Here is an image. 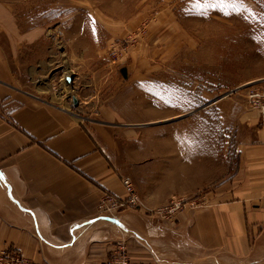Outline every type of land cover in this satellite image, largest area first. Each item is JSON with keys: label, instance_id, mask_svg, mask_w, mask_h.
I'll list each match as a JSON object with an SVG mask.
<instances>
[{"label": "crops", "instance_id": "0c3cea01", "mask_svg": "<svg viewBox=\"0 0 264 264\" xmlns=\"http://www.w3.org/2000/svg\"><path fill=\"white\" fill-rule=\"evenodd\" d=\"M19 38L0 6V253L16 249L34 264H264L263 114L239 98L220 101L234 121L226 118L234 155L197 198L196 176H127L115 126L21 90ZM123 177L142 206L100 212L104 192L125 197ZM180 196L197 205L157 213Z\"/></svg>", "mask_w": 264, "mask_h": 264}, {"label": "rangeland", "instance_id": "374dc122", "mask_svg": "<svg viewBox=\"0 0 264 264\" xmlns=\"http://www.w3.org/2000/svg\"><path fill=\"white\" fill-rule=\"evenodd\" d=\"M195 2L0 0V6L20 33L21 90L78 110L84 123L115 126L121 156L130 160L127 176H196L195 197L202 198L234 155V121L220 101H246L263 86L247 83L264 78V0H242L228 15L198 12Z\"/></svg>", "mask_w": 264, "mask_h": 264}, {"label": "built area", "instance_id": "2783aa9c", "mask_svg": "<svg viewBox=\"0 0 264 264\" xmlns=\"http://www.w3.org/2000/svg\"><path fill=\"white\" fill-rule=\"evenodd\" d=\"M115 56V52H113ZM246 103L252 110H256L264 115V85L250 90L247 94ZM124 198L117 197L113 194L104 192L100 201L99 211L113 216V213L122 210L140 209L141 200L135 190V187L128 177L121 179ZM197 203L191 199L175 197L169 201V204L158 209L157 213L164 217H170L176 212L186 208L195 207ZM123 252V250H122ZM0 264H34L25 258L18 250L9 249L0 253ZM117 264H129L126 256H121Z\"/></svg>", "mask_w": 264, "mask_h": 264}, {"label": "snow or ice", "instance_id": "6c2138e0", "mask_svg": "<svg viewBox=\"0 0 264 264\" xmlns=\"http://www.w3.org/2000/svg\"><path fill=\"white\" fill-rule=\"evenodd\" d=\"M242 0H196L194 8L201 13H206L208 10H220L224 15L229 14V10L239 11L238 5Z\"/></svg>", "mask_w": 264, "mask_h": 264}, {"label": "water", "instance_id": "95a60500", "mask_svg": "<svg viewBox=\"0 0 264 264\" xmlns=\"http://www.w3.org/2000/svg\"><path fill=\"white\" fill-rule=\"evenodd\" d=\"M67 79V81L69 82L70 81V78L68 77V78H66ZM73 104H74V106H76L77 105V101L75 100V99H73Z\"/></svg>", "mask_w": 264, "mask_h": 264}]
</instances>
